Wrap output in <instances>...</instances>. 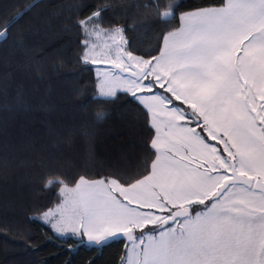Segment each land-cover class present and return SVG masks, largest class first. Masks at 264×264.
<instances>
[{"label":"snow or ice","instance_id":"1","mask_svg":"<svg viewBox=\"0 0 264 264\" xmlns=\"http://www.w3.org/2000/svg\"><path fill=\"white\" fill-rule=\"evenodd\" d=\"M103 11L78 21L82 33L102 27ZM24 14L6 21L5 32ZM180 22L156 54L134 52L115 30L109 62L129 74L121 86L151 113L154 151L140 171L65 185L52 227L71 226L97 246L126 236L124 264H264V0H226ZM81 44V59L99 63L87 39ZM53 183L63 181L45 187Z\"/></svg>","mask_w":264,"mask_h":264},{"label":"trees","instance_id":"2","mask_svg":"<svg viewBox=\"0 0 264 264\" xmlns=\"http://www.w3.org/2000/svg\"><path fill=\"white\" fill-rule=\"evenodd\" d=\"M224 1L0 0V32L25 12L0 37V264H123L124 241L96 247L41 220L63 185L140 171L154 151L147 109L125 91L99 96L78 21L103 8L101 28L123 29L134 52L156 54L181 13Z\"/></svg>","mask_w":264,"mask_h":264},{"label":"rangeland","instance_id":"3","mask_svg":"<svg viewBox=\"0 0 264 264\" xmlns=\"http://www.w3.org/2000/svg\"><path fill=\"white\" fill-rule=\"evenodd\" d=\"M115 30L116 29L110 30V29H104V28H99L95 31H93L91 28L84 30V34H85L84 40L87 39V41H88L89 51L92 53V56H94L96 59H98L100 61L99 63H92V60L90 57L85 62H87L89 64H93V66H94L93 70H94V73L97 77L98 94L101 97H109V96H106L104 94L109 87H114L116 89V93L118 91H124L123 87L121 86L122 85V79L128 77V75H124L121 72L114 71L112 68L103 65V64H109L110 63L109 57H115V55H116V48H117L116 41L120 39V36L118 33H116ZM121 44H122V42H121ZM117 76H119L121 79L117 80L116 79ZM64 187H65V185H63L61 187V189ZM68 187H73V186H68ZM61 195H62V199L64 200V195L62 194V192H61ZM63 207H64V203H63V205H60V207H59L60 208L59 209V213H60L59 215L60 216L57 218L58 221L61 220V213L63 211ZM48 212H46V213H48ZM43 214H42L41 220L46 221V223H47L48 219L45 220L43 218ZM48 218H49V216H48ZM57 222H54L53 224H57ZM68 227H69V230H71V226H68ZM64 233H65L64 234L65 236L69 235V234H67L68 233L67 231ZM58 234H60V233H58ZM131 249H132V243L126 249V252H125L124 257H123V264H124L125 259L130 254Z\"/></svg>","mask_w":264,"mask_h":264},{"label":"crops","instance_id":"4","mask_svg":"<svg viewBox=\"0 0 264 264\" xmlns=\"http://www.w3.org/2000/svg\"><path fill=\"white\" fill-rule=\"evenodd\" d=\"M226 2V0L224 1V3ZM212 7H215V6H212ZM190 11H194V10H189L188 12H190ZM183 13H185V12H183ZM183 13H181L180 14V16L183 14ZM180 16H179V19H180ZM181 26V22H180V24H179V26H178V28ZM178 28H176V29H178ZM176 29H174V30H176ZM139 95V94H138ZM141 103V102H140ZM142 104V103H141ZM143 105V104H142ZM144 106V105H143ZM145 107V106H144ZM146 108V107H145ZM149 117H150V122H151V113H149ZM152 125V124H151ZM154 128V127H153ZM154 130H155V128H154ZM154 138H156V132H155V135H154ZM153 138V139H154ZM74 187V186H73ZM63 203H64V200L63 199H61V202L59 203V204H57L56 206H54L53 208H51V209H48V211H45L44 213H46V212H48V213H50V215H49V218H48V221H47V223H46V221H43L45 224H47L48 226H50L51 228H52V230L56 233V231L54 230V228L52 227V225H53V223L54 222H57L58 220H57V218L60 216L59 214V207H60V205H63ZM42 217V216H41ZM68 233L67 234H69V235H73V236H82V234H78V233H73L71 230H69V231H67ZM57 235H62V236H65L64 234L65 233H60V234H58V233H56ZM60 235V236H61ZM135 235H137L136 233H135ZM67 236V235H66ZM138 236V235H137ZM84 237V241H85V243H87V244H92V243H89V242H87V237L86 236H83ZM132 242H130L129 243V245L127 246V247H129L130 246V244H131Z\"/></svg>","mask_w":264,"mask_h":264},{"label":"water","instance_id":"5","mask_svg":"<svg viewBox=\"0 0 264 264\" xmlns=\"http://www.w3.org/2000/svg\"><path fill=\"white\" fill-rule=\"evenodd\" d=\"M122 43H123V42H122ZM124 46H126V45H124ZM103 65L112 68L114 71H118V72H120L118 69H115L111 63H109V64H103ZM122 74H124V75H129L128 73H122ZM116 240H122V241H124V245H125V247H127V246L129 245V243L132 242V241L129 240L126 236H123V235L121 234L120 236H118V237H116V238L109 239L108 241H106V242H105L104 244H102V245H99V246L96 245V247H101V246H103V245H106V244H108V243H110V242H112V241H116Z\"/></svg>","mask_w":264,"mask_h":264}]
</instances>
